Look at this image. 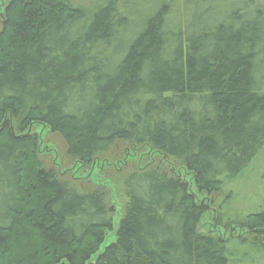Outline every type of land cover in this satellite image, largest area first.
<instances>
[{
    "label": "trees",
    "instance_id": "obj_1",
    "mask_svg": "<svg viewBox=\"0 0 264 264\" xmlns=\"http://www.w3.org/2000/svg\"><path fill=\"white\" fill-rule=\"evenodd\" d=\"M3 15L0 264H229V240L197 232L208 206L159 168L123 176L100 251L114 206L46 167L27 130L83 165L147 146L219 192L264 148V0H9Z\"/></svg>",
    "mask_w": 264,
    "mask_h": 264
},
{
    "label": "rangeland",
    "instance_id": "obj_2",
    "mask_svg": "<svg viewBox=\"0 0 264 264\" xmlns=\"http://www.w3.org/2000/svg\"><path fill=\"white\" fill-rule=\"evenodd\" d=\"M8 2L0 0V29ZM27 133L37 135L38 155L46 167L54 168L61 178L80 191L102 190L114 206L115 228L107 234L100 251L115 241L117 223L124 212L127 198L121 188L123 176L134 170L159 168L186 181L197 200L208 206L197 232L229 240V264H264V226H254L251 222L253 213L264 209V148L241 175L232 180L224 179L219 192L206 194L198 191L193 175L177 161L147 146L117 143L97 156L92 164L83 165L68 154L61 136L48 126L36 123Z\"/></svg>",
    "mask_w": 264,
    "mask_h": 264
}]
</instances>
